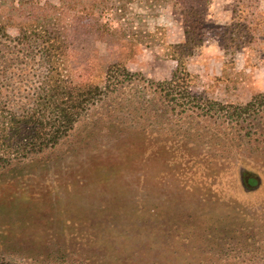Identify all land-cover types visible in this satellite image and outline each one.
Segmentation results:
<instances>
[{
    "label": "rangeland",
    "instance_id": "rangeland-1",
    "mask_svg": "<svg viewBox=\"0 0 264 264\" xmlns=\"http://www.w3.org/2000/svg\"><path fill=\"white\" fill-rule=\"evenodd\" d=\"M232 6L210 1L187 68L193 94L238 105L264 92V57L226 44ZM128 7L124 14L113 4L81 17L64 12L65 78L102 83L118 60L139 85L103 97L112 99L91 106L55 147L0 167V257L17 264H224L233 255L264 254V116L242 122L250 136L244 147H228L218 132L235 123L201 120L190 137L170 133L191 118L172 116L148 80H167L176 68L168 44L184 40L179 16L137 2ZM100 22L117 33L99 37ZM6 32L18 34L12 24ZM12 39L0 34L7 87L0 100L21 110L38 97L48 67L36 43L15 46ZM113 98H152L149 118Z\"/></svg>",
    "mask_w": 264,
    "mask_h": 264
},
{
    "label": "trees",
    "instance_id": "trees-1",
    "mask_svg": "<svg viewBox=\"0 0 264 264\" xmlns=\"http://www.w3.org/2000/svg\"><path fill=\"white\" fill-rule=\"evenodd\" d=\"M210 1L59 0L58 4H54L50 0H17V2L9 0L7 5H0V34L12 39L6 28L8 24L15 26L18 30V34L12 39L16 41L15 46L36 43L48 67L41 91L38 97L34 98L31 106L19 110L11 106L5 98L0 100V167H6L15 159L28 158L33 153L55 147L70 134L75 124L91 106L96 105L98 101L112 99L103 97L139 85L136 84L139 79L138 74L130 71L122 61L118 60L107 66L102 83L91 78L80 81L71 77L65 78L62 69L69 49L66 32L69 24L64 22L63 17L66 10L73 9L74 15L81 17L84 14H93L98 6L110 7L113 4L119 14H124L128 6L134 2L154 10L168 8L172 14L179 16L183 30L182 42L168 44L169 56L177 62L171 77L156 83L148 80L151 87L148 90L160 95V99L168 111L172 112V116H179L181 119L187 114L186 118H191L182 122L180 127L170 128V133L178 135L183 132L181 134L184 137H190L189 134L192 135L191 132L196 131L195 127L200 125L201 120L216 126L226 122L235 123L234 130L227 132L218 129V132L222 131L220 134H225V145L228 147L231 148L233 145L244 147L242 145L246 137L250 136H247L249 131L241 132V128L245 129L242 122L257 114L264 116V92L254 95L245 104L237 105L203 99V96L195 95L190 91L192 75L187 68V59L205 35L206 13ZM117 31L118 28L112 27L108 22H100L94 27V32H97L99 37H106ZM224 33L227 45L235 49H258L264 57V10L260 7V0H233L231 20L225 26ZM127 35L129 39L130 34ZM130 43L128 40L125 45L130 46ZM3 79L4 75L0 81L2 96L5 95L7 88ZM119 100H126V105L133 107L132 114L136 113L137 118L143 120L149 118L152 98H113L111 101L118 104ZM113 109L118 108L113 107ZM171 121L170 119L168 122ZM162 123L165 125L166 122L162 120ZM143 130L145 133L149 132L148 127H144ZM120 132L124 131L120 130ZM205 142L213 143L211 138H207ZM218 154L223 155L220 152ZM106 229L111 230L110 227ZM232 257L224 264H264V254H237ZM0 264L17 263L0 257Z\"/></svg>",
    "mask_w": 264,
    "mask_h": 264
}]
</instances>
